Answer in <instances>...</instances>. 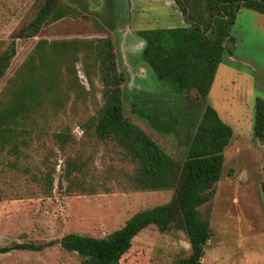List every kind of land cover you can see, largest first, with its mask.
Here are the masks:
<instances>
[{
  "label": "rangeland",
  "instance_id": "rangeland-1",
  "mask_svg": "<svg viewBox=\"0 0 264 264\" xmlns=\"http://www.w3.org/2000/svg\"><path fill=\"white\" fill-rule=\"evenodd\" d=\"M41 1L0 0V52L9 45L13 33L34 15ZM61 4L68 9L65 16L45 23L33 37L14 39L15 54L0 77V89L39 38L109 35L118 70L125 71L127 67L121 60L124 55L134 73L140 61V51L135 48L139 39L132 31L125 30L124 24L132 30L156 29L164 28L168 21H174L173 25L181 23L183 18L171 0H61ZM228 36L229 50L222 54L217 64L206 101L232 133L222 151L220 176L208 201L209 237L203 245L199 264H264V202L260 187L264 143L252 135L254 100H264V15L240 7L228 28ZM75 66L79 80L86 87L80 64L77 62ZM144 76L143 79L138 73L125 76L121 84L123 115L140 126L171 156L181 160L193 121L177 112L178 121L172 120L166 130L153 127L148 122V115L157 114L167 121L168 116L172 118L174 109L165 108L169 105H163L155 98L157 87L160 92H166L162 90L163 82L157 80L149 68L145 69ZM137 85L142 88L140 94L135 92ZM99 89L100 84L95 82L97 100ZM139 98L147 104L142 106L138 103ZM86 104L87 110L79 108L68 118L59 116L48 126L52 131L62 124L69 125L75 139L83 140L82 147L74 143L59 152L49 133L41 135L45 146L55 152L51 158L54 163L53 188L48 196L36 190L29 195L35 189L32 182L25 184L23 179L9 176L0 178V188L6 195L0 198V248L21 241L53 240L69 232L103 236L119 227L133 212L169 198L168 190L130 189L119 174L131 169L120 149L109 142L96 143L91 138H83L76 120L90 113L93 104ZM199 110L193 116L194 120ZM81 150L83 156L89 158L87 172L92 177L87 176L86 183L95 188L93 192L73 190L67 193L65 182L60 178L63 157L73 156ZM39 158V151H29L31 170L38 165ZM188 248L182 232H158L149 225L132 238L119 264H177V256L186 253ZM79 260L75 252L66 251L58 244L39 251L0 250V264H79Z\"/></svg>",
  "mask_w": 264,
  "mask_h": 264
},
{
  "label": "trees",
  "instance_id": "trees-1",
  "mask_svg": "<svg viewBox=\"0 0 264 264\" xmlns=\"http://www.w3.org/2000/svg\"><path fill=\"white\" fill-rule=\"evenodd\" d=\"M174 2L188 25L137 31L144 42L142 55L157 78L178 87L192 86L204 98L226 48L222 42L230 41L228 28L236 11L246 7L264 15V0ZM67 13L61 0H42L34 15L13 33L9 45L0 52V77L15 54L14 39L33 37L45 23ZM77 62L86 87L77 76ZM124 79V72L117 68L109 35L37 39L0 89V178L9 176L23 179L25 184L32 182L35 189L30 187L29 195L36 190L48 196L53 188L51 158L55 152L45 146L41 135L49 133L59 152L74 143L82 147L83 140L75 139L69 125L62 124L52 131L48 126L59 116L68 118L79 108L87 110L86 102H90L93 104L90 113L76 120L83 138L96 143L109 142L120 149L122 157L131 164L129 171L119 173L130 189L168 190L169 198L133 212L119 227L103 236L69 232L53 240L15 242L1 247V251H39L58 244L75 252L80 257L79 264H119L132 238L152 225L158 232L172 230L184 234L189 248L177 256V264H199L209 237L208 201L220 176L222 151L232 130L211 106H203L193 131L185 139L184 156L177 160L123 115ZM95 82L100 84L98 100ZM252 135L264 143V100L260 98H255L253 104ZM30 150L39 151L40 155L32 170L28 163ZM88 160L82 150L63 157L60 178L65 182V192L94 191V185L86 183V177H90ZM261 170L264 202V157ZM4 195L0 188V198Z\"/></svg>",
  "mask_w": 264,
  "mask_h": 264
},
{
  "label": "flooded vegetation",
  "instance_id": "flooded-vegetation-1",
  "mask_svg": "<svg viewBox=\"0 0 264 264\" xmlns=\"http://www.w3.org/2000/svg\"><path fill=\"white\" fill-rule=\"evenodd\" d=\"M171 3L175 7L174 9H176L177 12L182 14V12L179 10L177 5L175 4L174 0H171ZM196 4H197V2H196ZM182 16H183V18H182L181 23H175L173 25L172 22H174V21H168L165 24L164 28H176V27H183V26L185 27V26H187L188 22L185 20L183 14H182ZM192 21L194 22L195 20H192ZM170 24H172V25H170ZM124 28H125V30L128 29L129 32L132 31L135 34V36H137V38L139 39V41H138V43H137L135 48L139 49V51H140L139 52V57H140L139 60L140 61H139V63L137 62V66H136L137 69L134 71V73L133 72L131 73V69H130L129 65L127 64V62H126V60L124 58V55H123L122 56L123 58L121 57V60L125 62L124 64L127 67H125V71L122 70V72H124L125 76H127L128 74L135 75L136 73H138L139 76H142L141 79H143L145 77L144 75H145V69L146 68H149L152 72H153V70L151 69V67L146 62V60L144 59V57L142 55V49H143V46H144V42L141 39V37L138 35L137 31H139V30H149V29H136V30L134 29V30H132L129 27V25H127V24H124ZM156 29H160V28H156ZM222 43L226 47L225 50L223 51V53L224 52H228L229 46H230L229 41L223 40ZM154 75H155V73H154ZM155 78L157 80L163 82L164 89L162 88V90L166 91V92H160L159 87H157V89L155 90L157 96L155 98L156 99L158 98L157 101H159L161 104L169 105V106H167L165 108H171L169 110H172V109H174V110L171 111L172 115H173L172 118L168 116L166 118L167 121H163L161 119V117H159L157 114L156 115L155 114H150V115L147 116L148 122H150L153 127L154 126L155 127H162V128H164L166 130V128H168L167 125L169 126V123L172 120H174V122L178 121L177 120L178 117L176 118V115H177V112H178V114L181 115V117L188 116L187 120L188 121H193V123L191 124V126L193 125V127L189 131V133H191L193 131V128H194L195 124H196V121L199 118V115H200V113L202 111L203 106L209 105L207 103V101H206V96L204 98H202L196 92V89L194 87H192V86L178 87L175 83H173V82H171L169 80L159 79V78L156 77V75H155ZM135 88H136L135 92H137L136 94H140V92L142 90L140 85H137ZM187 92H190V94L188 95ZM192 92L195 93V95H193V97H192ZM138 100H139L138 103H140L142 106H144V104H147L146 102H141L142 98H139ZM159 102H156V103H159ZM165 108H162V109L165 110V111H168V109H165ZM197 109H200L199 110L200 112H199L198 117L196 118V120H194L195 118H193V116L196 114ZM162 131H164V130H162Z\"/></svg>",
  "mask_w": 264,
  "mask_h": 264
},
{
  "label": "crops",
  "instance_id": "crops-1",
  "mask_svg": "<svg viewBox=\"0 0 264 264\" xmlns=\"http://www.w3.org/2000/svg\"><path fill=\"white\" fill-rule=\"evenodd\" d=\"M209 90V89H208Z\"/></svg>",
  "mask_w": 264,
  "mask_h": 264
}]
</instances>
